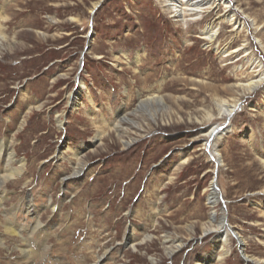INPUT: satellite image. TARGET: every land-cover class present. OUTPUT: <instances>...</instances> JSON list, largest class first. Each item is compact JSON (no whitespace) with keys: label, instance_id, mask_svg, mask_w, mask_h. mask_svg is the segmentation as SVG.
Returning <instances> with one entry per match:
<instances>
[{"label":"rangeland","instance_id":"rangeland-1","mask_svg":"<svg viewBox=\"0 0 264 264\" xmlns=\"http://www.w3.org/2000/svg\"><path fill=\"white\" fill-rule=\"evenodd\" d=\"M161 1L0 0V177L16 171L0 185V264H264V86L235 93L248 60L264 66V0H227L244 27L219 18L212 44L201 29L224 5L182 25ZM153 97L155 121L137 110ZM234 99L219 118L216 103ZM216 124L234 129L220 167L201 133ZM214 179L216 210L243 239L221 263L203 236Z\"/></svg>","mask_w":264,"mask_h":264},{"label":"bare ground","instance_id":"bare-ground-1","mask_svg":"<svg viewBox=\"0 0 264 264\" xmlns=\"http://www.w3.org/2000/svg\"><path fill=\"white\" fill-rule=\"evenodd\" d=\"M161 3H162V6H163L165 11L172 13L171 17L175 19V22H180L182 25H186L187 21H196V20H201L202 17H205V16L208 17L209 15H207V13L210 14V13L214 12L215 10H217L218 9L217 7H219V5H221V4L224 5V7H223L224 11L221 12V14L219 16H217V13H216L214 15L216 18L215 19L211 18V20L209 22H207L205 27L203 29H201V32H202L201 34H202V36L204 35L203 38L205 39L206 44L207 43L212 44L215 41V39L217 38V36H218L217 23L219 22V18L226 19L228 17L227 18V21H229L228 25L232 27V31L234 33L237 31L239 32V30H241L244 27V23L242 22V20H238L236 14L234 12H231L232 3L230 1H227V0H162ZM95 5H94V7H95ZM187 18H189V19H187ZM1 46L2 45L0 42V47ZM215 50L218 51V54L220 56L226 58V57H231L233 54L237 53V51H240L242 49H236V50L230 51V46H228V47L225 46L222 49H220L216 45ZM248 62H249V66L251 67L252 70H255L256 74L254 73V75L251 78H248V80L246 82L238 83L237 86H235L236 87V89H235L236 95L240 91V93H241L240 96H243V97L245 95H248V94L251 95L256 90H258L259 88L264 86L263 62L261 60L253 59V58L248 60ZM238 71H239V69H238ZM226 92H227V90H226ZM158 97L149 98L146 100V102L141 101L137 110L141 111V112H145L146 116H148L150 119L155 121V118L157 115V114H155V110H153L152 108H148L146 104L151 106L152 104L150 103V101H153V100L157 99ZM239 101H240V99H238V100L234 99V100H232V102L231 101L230 102L229 101H218L217 102V100H216L215 102H217V103L215 106L218 108V117L222 118V119L230 120L231 117L233 115H235L236 110L239 107L238 106L239 103L241 104V102H239ZM242 105H243V103H242ZM70 108H71V106H70ZM207 116H208V118H207L208 122L206 125H208L210 122H212V116H210L208 114H207ZM203 119L204 118L202 117V120ZM122 120H126L128 122H131V124H133L134 126H137L136 123L132 122L131 120H129L127 118H124V119L122 118ZM114 130H116L119 134V126L117 124H116V127ZM233 130H234L233 126H231V125L221 127V125L216 124V125L207 126L204 130L201 131V133L205 134L203 136L205 138V140L203 141L204 142L203 147L206 149V151L210 157V160H211L212 164L215 165V167H220V166H222V163H223L221 160V156L218 153V146H219L218 142H220V140H222L228 134L233 133ZM102 133H103V130H102V132L99 130L98 134L94 138H90L91 139L90 142L82 143L81 147H80L82 153H86L88 150L92 149L93 148L92 142H94V144L97 143L99 141L100 137L104 134V133L103 134ZM249 140H252V139H249ZM200 145H202V143ZM187 153H189V150H186L184 152V154H182V156L187 155ZM7 154H8V158L10 159L8 166H10L11 163L16 159H15V156L13 154V150H11L10 152H7ZM261 160L262 161H260V163H261L262 167L264 168V158H262ZM184 163H187V161L184 160V162H182V164H184ZM246 169H247V167H246ZM13 170H15V169H13ZM14 173H16V171L11 172L10 168L7 169L6 175H3L2 177H0V185L3 184L2 182H5V180L7 178H12ZM172 179H173V177H172ZM220 201H221V197L219 195V191L217 190V184H213V185H211V189L209 190L208 202H207L208 206L211 209L210 214H209L210 225L207 229L204 228L205 231H204L203 236L206 237L209 234L213 235L212 245H213V248L215 249V251H213L211 256H212V259H214L218 263L223 262L224 258L229 255V253L231 251V240H236L237 243L239 244V246L243 245V239H241L239 234L232 232L233 231L232 228L230 227V225L227 224V217L225 216L224 213H222L224 210L221 212V214H219L217 212L216 209L219 206V203L221 204ZM259 207H261V206H259ZM261 212L262 213H260V214L264 218V211H261ZM188 226H186V227H188ZM6 232L9 234L15 233L13 228H8L6 230ZM146 238H147V236H146ZM164 238H167V237H164ZM192 238H194V237H192ZM130 239H132V235H130L126 239V243L124 244L123 247H127V245H132V243L130 242L131 241ZM169 240H170V238H167L166 241H164V242L166 243ZM171 241H173V240H171ZM134 246H133V248H134ZM179 247L180 246H178V248ZM28 248H29V245L26 244L25 248L21 249L20 252L29 261V260H32L33 258H35L36 257L35 255H37V253L35 250L28 249ZM172 251L173 250L168 251L167 254L169 256L172 255L173 254ZM39 253L40 252H38V254ZM241 257H242L243 261H245L247 263H250V262L251 263L257 262L258 263L257 260H255L252 257L244 254L243 250L241 251Z\"/></svg>","mask_w":264,"mask_h":264},{"label":"water","instance_id":"water-1","mask_svg":"<svg viewBox=\"0 0 264 264\" xmlns=\"http://www.w3.org/2000/svg\"><path fill=\"white\" fill-rule=\"evenodd\" d=\"M106 1V0H105ZM108 1V0H107ZM102 3L103 2H99V3H97L96 5H95V7L93 8V11L91 12V14H93L101 5H102ZM92 34H93V31H92V25H90V30H89V33H88V36H87V42H86V46H85V48H84V51L82 52V56H81V60H83V58H84V55L88 52V50H89V42H90V40H91V38H92ZM82 67V65H80V68ZM70 106L71 105H69V108H68V112L70 111ZM63 140H65V138H63ZM215 181H216V179H214V182H213V184H215Z\"/></svg>","mask_w":264,"mask_h":264}]
</instances>
